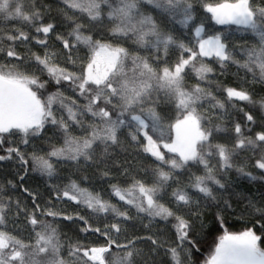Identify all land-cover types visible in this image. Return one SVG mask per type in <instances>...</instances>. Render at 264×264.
<instances>
[{
	"label": "snow or ice",
	"instance_id": "snow-or-ice-1",
	"mask_svg": "<svg viewBox=\"0 0 264 264\" xmlns=\"http://www.w3.org/2000/svg\"><path fill=\"white\" fill-rule=\"evenodd\" d=\"M0 264H264V0H0Z\"/></svg>",
	"mask_w": 264,
	"mask_h": 264
},
{
	"label": "trees",
	"instance_id": "trees-1",
	"mask_svg": "<svg viewBox=\"0 0 264 264\" xmlns=\"http://www.w3.org/2000/svg\"><path fill=\"white\" fill-rule=\"evenodd\" d=\"M217 27H220V26H217ZM115 202V201H114ZM65 207H66V205H65ZM235 229H240L241 227H242V222L241 223H237V224H235ZM206 254V253H205Z\"/></svg>",
	"mask_w": 264,
	"mask_h": 264
}]
</instances>
